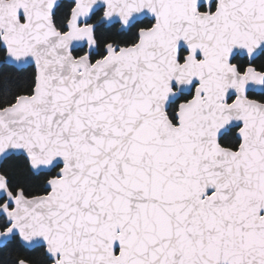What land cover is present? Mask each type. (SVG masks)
I'll return each instance as SVG.
<instances>
[{"label": "snow or ice", "instance_id": "obj_1", "mask_svg": "<svg viewBox=\"0 0 264 264\" xmlns=\"http://www.w3.org/2000/svg\"><path fill=\"white\" fill-rule=\"evenodd\" d=\"M0 264H264V0H0Z\"/></svg>", "mask_w": 264, "mask_h": 264}, {"label": "water", "instance_id": "obj_2", "mask_svg": "<svg viewBox=\"0 0 264 264\" xmlns=\"http://www.w3.org/2000/svg\"><path fill=\"white\" fill-rule=\"evenodd\" d=\"M64 1H67V2H69V0H64Z\"/></svg>", "mask_w": 264, "mask_h": 264}, {"label": "trees", "instance_id": "obj_3", "mask_svg": "<svg viewBox=\"0 0 264 264\" xmlns=\"http://www.w3.org/2000/svg\"><path fill=\"white\" fill-rule=\"evenodd\" d=\"M65 3H68L67 1H64Z\"/></svg>", "mask_w": 264, "mask_h": 264}]
</instances>
